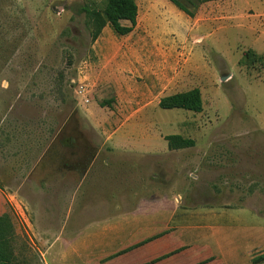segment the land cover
Masks as SVG:
<instances>
[{
  "label": "rangeland",
  "instance_id": "rangeland-1",
  "mask_svg": "<svg viewBox=\"0 0 264 264\" xmlns=\"http://www.w3.org/2000/svg\"><path fill=\"white\" fill-rule=\"evenodd\" d=\"M136 2L131 32L107 24L93 41L80 8L106 0H0L10 263L61 264L64 230L173 193L193 214L194 264H264V0L206 1L194 16ZM193 88L202 111L160 106ZM171 134L195 144L169 151Z\"/></svg>",
  "mask_w": 264,
  "mask_h": 264
},
{
  "label": "crops",
  "instance_id": "crops-1",
  "mask_svg": "<svg viewBox=\"0 0 264 264\" xmlns=\"http://www.w3.org/2000/svg\"><path fill=\"white\" fill-rule=\"evenodd\" d=\"M182 207L173 193L140 198L134 207L100 216L88 226L64 230L53 244L56 259L61 264L200 263L203 253L193 252V214L188 216Z\"/></svg>",
  "mask_w": 264,
  "mask_h": 264
},
{
  "label": "trees",
  "instance_id": "trees-1",
  "mask_svg": "<svg viewBox=\"0 0 264 264\" xmlns=\"http://www.w3.org/2000/svg\"><path fill=\"white\" fill-rule=\"evenodd\" d=\"M179 9L190 16H194L201 3L211 0H170ZM80 11L87 12L89 24H92V40L95 41L101 34L103 28L110 24L114 30L125 35L131 32L137 23L138 4L136 0H106L105 7L100 11L85 5ZM160 106L165 109L181 108L190 111L200 112L203 108L201 91L193 88L188 91L178 92L165 96L160 101ZM169 149H182L194 146L195 141L185 138L180 134L166 136ZM12 228L11 220L6 215H0V257L10 262L13 260V253L10 249L9 232ZM6 264V263H5ZM86 264V263H75Z\"/></svg>",
  "mask_w": 264,
  "mask_h": 264
},
{
  "label": "flooded vegetation",
  "instance_id": "flooded-vegetation-1",
  "mask_svg": "<svg viewBox=\"0 0 264 264\" xmlns=\"http://www.w3.org/2000/svg\"><path fill=\"white\" fill-rule=\"evenodd\" d=\"M70 141H71V140H69L68 138H66V139L64 140V142H65V144H66L67 147L70 146ZM73 147H76V145L73 144Z\"/></svg>",
  "mask_w": 264,
  "mask_h": 264
},
{
  "label": "water",
  "instance_id": "water-1",
  "mask_svg": "<svg viewBox=\"0 0 264 264\" xmlns=\"http://www.w3.org/2000/svg\"><path fill=\"white\" fill-rule=\"evenodd\" d=\"M223 80L225 79V77L222 78Z\"/></svg>",
  "mask_w": 264,
  "mask_h": 264
}]
</instances>
